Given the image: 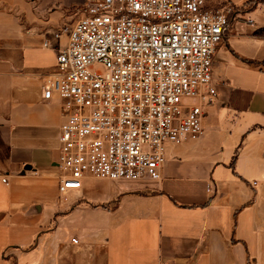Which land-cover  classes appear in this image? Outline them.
<instances>
[{"label": "crops", "instance_id": "0c3cea01", "mask_svg": "<svg viewBox=\"0 0 264 264\" xmlns=\"http://www.w3.org/2000/svg\"><path fill=\"white\" fill-rule=\"evenodd\" d=\"M83 2L0 0V264H264V0H213L234 6L216 97L159 181L86 177L60 196L64 116L45 78Z\"/></svg>", "mask_w": 264, "mask_h": 264}, {"label": "built area", "instance_id": "2783aa9c", "mask_svg": "<svg viewBox=\"0 0 264 264\" xmlns=\"http://www.w3.org/2000/svg\"><path fill=\"white\" fill-rule=\"evenodd\" d=\"M80 9L45 78L64 116L58 193L79 190L86 177L157 182L167 146L203 134L204 107L216 97L213 55L234 6L84 0Z\"/></svg>", "mask_w": 264, "mask_h": 264}, {"label": "rangeland", "instance_id": "374dc122", "mask_svg": "<svg viewBox=\"0 0 264 264\" xmlns=\"http://www.w3.org/2000/svg\"><path fill=\"white\" fill-rule=\"evenodd\" d=\"M82 5V4H81ZM81 5H77L73 8V10H71L72 14L75 16V18H77L79 15H80V8H81ZM73 22H66L64 25L62 24V28H60L59 30L61 31V34L62 33H67V30L70 28V25L72 24ZM60 38V37H59Z\"/></svg>", "mask_w": 264, "mask_h": 264}]
</instances>
